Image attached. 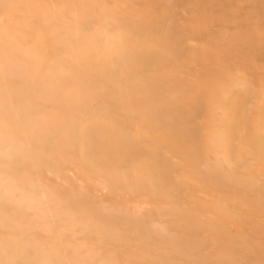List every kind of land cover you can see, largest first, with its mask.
Instances as JSON below:
<instances>
[{
  "label": "rangeland",
  "instance_id": "374dc122",
  "mask_svg": "<svg viewBox=\"0 0 264 264\" xmlns=\"http://www.w3.org/2000/svg\"><path fill=\"white\" fill-rule=\"evenodd\" d=\"M0 264H264V0H0Z\"/></svg>",
  "mask_w": 264,
  "mask_h": 264
}]
</instances>
